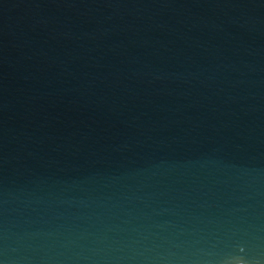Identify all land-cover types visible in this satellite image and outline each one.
Segmentation results:
<instances>
[{"label":"water","instance_id":"obj_1","mask_svg":"<svg viewBox=\"0 0 264 264\" xmlns=\"http://www.w3.org/2000/svg\"><path fill=\"white\" fill-rule=\"evenodd\" d=\"M0 264H264V0H0Z\"/></svg>","mask_w":264,"mask_h":264}]
</instances>
